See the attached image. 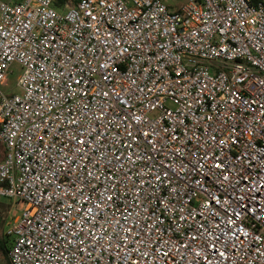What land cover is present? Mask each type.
Instances as JSON below:
<instances>
[{
    "label": "built area",
    "instance_id": "1",
    "mask_svg": "<svg viewBox=\"0 0 264 264\" xmlns=\"http://www.w3.org/2000/svg\"><path fill=\"white\" fill-rule=\"evenodd\" d=\"M0 142L11 264H264V0H0Z\"/></svg>",
    "mask_w": 264,
    "mask_h": 264
},
{
    "label": "rangeland",
    "instance_id": "2",
    "mask_svg": "<svg viewBox=\"0 0 264 264\" xmlns=\"http://www.w3.org/2000/svg\"><path fill=\"white\" fill-rule=\"evenodd\" d=\"M169 6H178L185 0H163ZM22 73V66L18 63H13L11 66V72L8 75L7 85L3 86V90L7 93L9 91L17 92L18 77ZM0 207L2 209L0 214V238L5 239L6 233L9 227L14 222L15 218L21 212V204L11 199L0 196ZM10 244V238H7ZM0 264H8L5 257L0 253Z\"/></svg>",
    "mask_w": 264,
    "mask_h": 264
},
{
    "label": "trees",
    "instance_id": "3",
    "mask_svg": "<svg viewBox=\"0 0 264 264\" xmlns=\"http://www.w3.org/2000/svg\"><path fill=\"white\" fill-rule=\"evenodd\" d=\"M5 154V148L3 147L2 143L0 142V160L3 158ZM1 207H0V214H1ZM8 236L6 235L5 239L0 238V253L5 257V259L7 260L8 264L10 263V259H9V250H10V245H9V240L7 239Z\"/></svg>",
    "mask_w": 264,
    "mask_h": 264
}]
</instances>
